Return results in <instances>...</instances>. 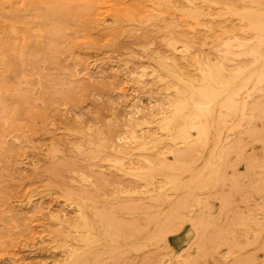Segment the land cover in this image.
<instances>
[{
    "label": "rangeland",
    "instance_id": "374dc122",
    "mask_svg": "<svg viewBox=\"0 0 264 264\" xmlns=\"http://www.w3.org/2000/svg\"><path fill=\"white\" fill-rule=\"evenodd\" d=\"M84 1L0 0V264H264V0Z\"/></svg>",
    "mask_w": 264,
    "mask_h": 264
},
{
    "label": "bare ground",
    "instance_id": "6f19581e",
    "mask_svg": "<svg viewBox=\"0 0 264 264\" xmlns=\"http://www.w3.org/2000/svg\"><path fill=\"white\" fill-rule=\"evenodd\" d=\"M21 1H25V0H21ZM97 1H100V2H105L106 1L107 2L109 0H86V2L84 1V3H85L84 7L87 8V10H88V8L91 5L97 3ZM180 10H182V9H180ZM188 10L189 9H187V11ZM190 10L193 11L192 9H190ZM190 10H189L188 13L191 12ZM236 10H238V9H236ZM185 11H186V9H185ZM158 20H160V18ZM4 25H5L7 31L10 32V30H12L11 29L12 27H11L10 23L7 20L4 21ZM261 48L264 50V46L263 45L261 46ZM263 57H264V53L261 54V59L259 60V64L260 65H264V58ZM157 66H159V69L160 70L166 71V72H168L169 74H171L172 76H174L176 78L186 79L188 85H190V88L192 90V92H191V102H192V104H190L187 101L182 102L181 104H179L178 106H176L172 110V112H171V114H170V116H169V118L167 120L168 123H170L169 124L170 127L176 133H179V132L182 131V132H185L186 134H188V130L187 129L189 127H192L193 128L194 127V124L197 121H200V120H203V119H206L207 118L206 115L198 114L195 117V118H197V120L194 121V120L191 119V117L188 116V113H189L188 110L189 109H191L192 107H195L197 110L200 111L202 108H204L205 106H207L213 100H215L219 96H221L223 92H228V91L232 90V86H233L232 83L225 82L223 80V78L220 77L219 74L213 73L212 71H210L207 68H205L201 72V74L199 75V83L198 84H195L196 81H195V79L191 75H188V74L186 75L184 72H182L181 70H179L175 66L169 65L167 63H158ZM260 77L261 76H259V74H256V76H255V78L257 80H260ZM235 84H236V82H235ZM191 105H192V107H191ZM193 129H194V132L196 134H198V135L202 134V131L198 127L193 128ZM118 199H120V198H118ZM84 222L94 232L93 240H91L89 238H86V242L89 243V244H94L95 243V240L94 239H96L98 237V235H99V229L97 227L98 225L95 222V220H92L90 218L89 219H85Z\"/></svg>",
    "mask_w": 264,
    "mask_h": 264
}]
</instances>
